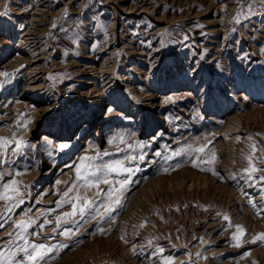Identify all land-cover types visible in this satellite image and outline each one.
Returning a JSON list of instances; mask_svg holds the SVG:
<instances>
[{
  "label": "rangeland",
  "instance_id": "rangeland-1",
  "mask_svg": "<svg viewBox=\"0 0 264 264\" xmlns=\"http://www.w3.org/2000/svg\"><path fill=\"white\" fill-rule=\"evenodd\" d=\"M3 12L0 193L15 180L23 202L0 200V249L32 221L31 243L65 246L46 264H264V0H0ZM137 143L109 220L76 168ZM77 192L92 210L58 225Z\"/></svg>",
  "mask_w": 264,
  "mask_h": 264
},
{
  "label": "snow or ice",
  "instance_id": "snow-or-ice-1",
  "mask_svg": "<svg viewBox=\"0 0 264 264\" xmlns=\"http://www.w3.org/2000/svg\"><path fill=\"white\" fill-rule=\"evenodd\" d=\"M241 11H243V6H241ZM0 15H7V12L0 13ZM121 144L126 143L124 137L119 138ZM9 141L0 139V147L6 146ZM16 150L19 152L26 145L23 141H15ZM143 145L137 143L135 145L128 144L127 150L128 154L124 156L123 159H112L101 164H95L94 161L101 159L103 156L109 155V153H97L96 156H85L79 166L76 168V178L80 187L85 189L95 188L97 189L96 195H103L107 198V202H102L100 207H102L105 212L108 213L109 220L111 219V214L115 211V208L121 207V201L123 199L124 191L132 183L128 179L131 173L134 171L132 167L127 166L128 164L134 163L135 161L143 160V154L132 155V152H136L139 149H142ZM121 151H124L123 149ZM197 151L203 152L204 148H200ZM159 155V153H157ZM179 155V153H177ZM264 162V161H262ZM251 164V159H249ZM259 169L254 166L251 168L248 173L251 175L252 172H256ZM109 185L110 190L103 192L100 189V185ZM118 185V187H117ZM77 187V185H73ZM71 191V189H69ZM22 193L17 185V181L13 180L11 183L3 185V192L0 193V200L5 201H15V204H21L23 201L17 199L21 196ZM64 195L67 197L68 192H65ZM63 203L71 205V212H65L63 216H57V224L61 222L68 223L70 218H75L79 215L81 218L85 217L93 208V203L86 196L82 197L77 194L65 200ZM98 215H103V213H98ZM228 219V217H224ZM32 225V221H22L16 224L17 231L15 233L9 234L15 238L12 240L9 248L0 249V264H46L47 258L51 253L65 247L64 245H57L56 248H51L45 244H36L29 241V228ZM102 231V229H101ZM238 232L243 230L238 228ZM38 235V233H36ZM66 238L70 237V231L65 230L62 233ZM238 239V237H233ZM261 239L264 240V235L261 236ZM19 241H23V244H20ZM18 254H22L18 258ZM166 264H173L171 260L167 261Z\"/></svg>",
  "mask_w": 264,
  "mask_h": 264
},
{
  "label": "bare ground",
  "instance_id": "bare-ground-1",
  "mask_svg": "<svg viewBox=\"0 0 264 264\" xmlns=\"http://www.w3.org/2000/svg\"><path fill=\"white\" fill-rule=\"evenodd\" d=\"M85 127H87V126H85Z\"/></svg>",
  "mask_w": 264,
  "mask_h": 264
}]
</instances>
